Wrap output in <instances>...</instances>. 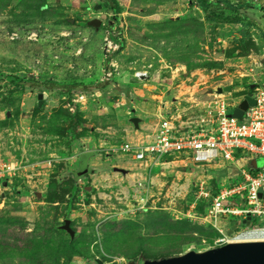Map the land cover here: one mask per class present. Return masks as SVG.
<instances>
[{
  "label": "rangeland",
  "instance_id": "374dc122",
  "mask_svg": "<svg viewBox=\"0 0 264 264\" xmlns=\"http://www.w3.org/2000/svg\"><path fill=\"white\" fill-rule=\"evenodd\" d=\"M233 1L262 4L245 12L264 29V0ZM25 4L0 0V162L19 166L0 174V264H171L220 246V229L227 236L245 229L236 216L205 223L198 205L189 214L200 182L228 183L235 164L174 156L151 168L114 148L146 137L168 112L199 114L216 85H232L223 94L230 107L241 102L264 66L258 28L249 27L248 50L238 13L216 18L208 10V18L195 0H45L30 14ZM114 30L124 46L107 80L103 46ZM75 120L85 136L73 138ZM85 159L88 176H76ZM237 205L247 207L238 198ZM66 219L73 238L61 228ZM190 235L197 239L179 237Z\"/></svg>",
  "mask_w": 264,
  "mask_h": 264
},
{
  "label": "built area",
  "instance_id": "2783aa9c",
  "mask_svg": "<svg viewBox=\"0 0 264 264\" xmlns=\"http://www.w3.org/2000/svg\"><path fill=\"white\" fill-rule=\"evenodd\" d=\"M122 42V37L115 30L113 34L107 31L103 46L107 63L104 78L107 80L112 79L118 69L114 54L122 49ZM137 75L142 74L138 72ZM252 89L254 103L242 118L232 115L225 95L211 94L212 98L205 101L199 114L189 112L183 115L174 111L162 115L155 134H147L138 141H126L114 150L128 153L142 163L150 161V164L180 154H186L199 163L212 162L217 158L235 161L237 150L264 157V84L256 83ZM18 168L17 162H0L1 175H12ZM240 174L241 181L221 186L216 194L205 181L200 182L189 210L190 214L200 200L204 201L205 213L199 218L215 227L228 216L252 217L245 229L237 230L232 236H227L219 228L223 233L218 240L221 245L264 240V225L253 224L255 217H264V194L262 197L259 195L261 187L264 192V167L257 173L241 167ZM237 198L244 200L247 207H239ZM114 262L121 264L122 260L118 258ZM109 263L113 262H104Z\"/></svg>",
  "mask_w": 264,
  "mask_h": 264
},
{
  "label": "water",
  "instance_id": "95a60500",
  "mask_svg": "<svg viewBox=\"0 0 264 264\" xmlns=\"http://www.w3.org/2000/svg\"><path fill=\"white\" fill-rule=\"evenodd\" d=\"M95 26H100L102 20L96 18L91 22ZM254 85H252L253 87ZM232 85L223 86L221 84L209 90L210 94L223 95L225 91H232ZM253 93L250 92L244 96L239 104L234 108L232 115L237 118H242L245 111L250 105L254 103ZM47 97L46 93L38 94L39 105H42L44 98ZM135 125L139 126V117L132 118ZM89 162L87 159L80 162L78 169L75 171L76 176L86 177L89 174ZM8 182L5 181L4 185ZM264 194L263 188L259 190V195L262 197ZM252 217L249 215L243 219V223L249 225ZM61 228L66 230L71 237L75 236V230L71 226V219H66ZM171 257V256H170ZM171 264H264V240L259 241H239L229 242L224 245L217 246L215 248L207 249L204 251L189 250L184 254L176 257V261ZM97 264H104V261L100 258L96 259ZM116 264V262L109 263ZM166 264V262L164 263Z\"/></svg>",
  "mask_w": 264,
  "mask_h": 264
},
{
  "label": "trees",
  "instance_id": "16d2710c",
  "mask_svg": "<svg viewBox=\"0 0 264 264\" xmlns=\"http://www.w3.org/2000/svg\"><path fill=\"white\" fill-rule=\"evenodd\" d=\"M36 1H39L40 3L36 4ZM24 2L26 3L25 4V12H27L29 9H31V10L35 9L36 11H39V9H41L42 7L45 6V0H24ZM195 2L199 7L203 8L206 11L208 18L211 17V14H209L207 12L208 10H213V16H215L216 18H223L222 15L224 14L225 11H233V12L238 13L240 18H236L235 21L242 23L243 26H245V28L242 30L243 36L239 40L242 43L241 44L242 48L249 50V47L247 46V44H248L247 39H249V37H250L249 27L258 28L260 36L264 40V29L262 28L261 24L258 22V20L256 18L252 17L251 15H249L245 12V10H247V9H254V8H258V7L262 8V4H258L255 1H244L242 3H235L233 0H195ZM118 10H119V7H116L115 12H118ZM217 11H220V13H218ZM27 14H30V13L27 12ZM24 15H25V13H24ZM122 44L124 46V40H123ZM216 65H219V63L215 62V66ZM198 66L199 65L196 64L195 67H198ZM252 90H253L252 87H250L248 89V91L242 92L239 94L245 96L246 94L250 93ZM75 121L72 124H70V129L72 131L73 138H79V137L85 136V130H82L81 132H77V128L79 125H81V122L79 120H75ZM55 183H56V181H55ZM73 186L76 187L75 183L73 184ZM218 190H219V188H215V189L213 188V193L216 194V192ZM59 191H60L59 192L60 194L59 193H57V194L64 195V193H65L64 191H62V190H59ZM57 194L52 195L51 199L53 202L59 201V200H57V199H59V198H57L59 196ZM193 200H194V198H193ZM198 206H200L199 211H201V215L204 214L205 209H206V203L204 201L200 200L198 202ZM202 206L204 208H202ZM239 225H242V224L239 223ZM210 226L213 228L212 225H210ZM213 232H215V234L218 235L217 230H215L214 228H213ZM211 236H213V235H211ZM179 237L183 238L184 243H190V242L195 241V239H197L194 235L185 236V237L179 236ZM186 239H190V240L186 241ZM178 253H180V251ZM141 254H142V251H141ZM141 254L136 258V260H138V258L141 256Z\"/></svg>",
  "mask_w": 264,
  "mask_h": 264
},
{
  "label": "crops",
  "instance_id": "0c3cea01",
  "mask_svg": "<svg viewBox=\"0 0 264 264\" xmlns=\"http://www.w3.org/2000/svg\"><path fill=\"white\" fill-rule=\"evenodd\" d=\"M263 64V63H262ZM264 67V66H263ZM261 68L257 74H255V78L254 80H256L257 82H254L252 85H255L256 83H260V84H264V68ZM210 90V89H209ZM236 91V90H235ZM209 92V91H208ZM226 97V96H225ZM240 98L241 100L244 98L243 95H240ZM239 104V102H237L234 106H231V107H235ZM230 105V104H229ZM229 108L230 111H233V108ZM176 112V111H175ZM201 112V111H200ZM199 112V113H200ZM170 113V112H168ZM181 113V112H179ZM189 113V111L186 113V115ZM192 113V112H190ZM160 122V120H159ZM159 122L157 123V125L154 127V130L152 133H148V134H155L156 130H157V127L159 125ZM235 155H236V160L235 161H229L233 164H235V166L237 167L238 169V172L237 173H234V174H230V181L228 183H223L221 184L218 188H221V186L225 185V184H232V183H236L238 182L239 180L241 181V174H240V168L241 167H245L247 168L248 170L252 171L253 173H257L259 170H261L263 167H264V157L261 156V155H254V154H250V153H243L241 152L240 150H237L235 152ZM176 156H183V160H180L182 162H188V163H192L194 160L190 157V156H187L186 154H180V155H175ZM174 156H169V157H166V158H162L161 159V163L159 164H165V163H169L170 161H174L175 159H173ZM219 160H214V161H228V160H225L223 158H218ZM165 161V162H164ZM196 162V161H195ZM147 165L150 164V161L149 162H146ZM210 163V162H208ZM154 165H158V163H151L150 164V167L152 168ZM208 185V184H207ZM210 187V186H209ZM212 190L213 188L210 187ZM198 189V187H197Z\"/></svg>",
  "mask_w": 264,
  "mask_h": 264
},
{
  "label": "flooded vegetation",
  "instance_id": "af4514ba",
  "mask_svg": "<svg viewBox=\"0 0 264 264\" xmlns=\"http://www.w3.org/2000/svg\"><path fill=\"white\" fill-rule=\"evenodd\" d=\"M89 168H90V166H89Z\"/></svg>",
  "mask_w": 264,
  "mask_h": 264
}]
</instances>
